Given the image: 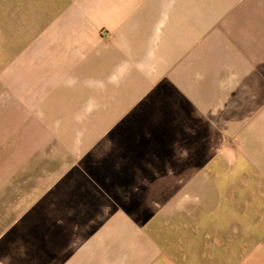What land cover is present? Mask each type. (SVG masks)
Masks as SVG:
<instances>
[{
  "label": "crops",
  "instance_id": "0c3cea01",
  "mask_svg": "<svg viewBox=\"0 0 264 264\" xmlns=\"http://www.w3.org/2000/svg\"><path fill=\"white\" fill-rule=\"evenodd\" d=\"M43 26L6 74L0 264H264V0H82ZM47 136L76 159L49 189Z\"/></svg>",
  "mask_w": 264,
  "mask_h": 264
},
{
  "label": "rangeland",
  "instance_id": "374dc122",
  "mask_svg": "<svg viewBox=\"0 0 264 264\" xmlns=\"http://www.w3.org/2000/svg\"><path fill=\"white\" fill-rule=\"evenodd\" d=\"M75 1H78L79 3L82 2V0H0V120L7 113L6 109H8L7 106H9V100L11 98V94H9L7 84H9V80L12 78V76L8 75L10 77V79L8 80L6 74L17 59V56L21 54L23 46L25 47L27 44L34 43L37 39H39L38 37L34 36L23 37L20 35H32L39 33L40 29L44 27L43 25L46 26L52 19H54V15L66 12L70 8L71 3ZM86 1L88 3L91 1L99 3L101 0ZM117 7L123 8V6L120 5H118ZM99 10L96 9L95 14H101V11ZM115 11L116 10H114L113 12ZM197 22L190 21V29H196L199 24L201 25V22ZM164 23L165 22L163 21H157L155 24L157 25V30L163 29L162 31L164 32ZM170 23L171 22H168V24ZM176 23L181 24L182 22H178L175 20L174 24ZM143 24L149 25V22L143 21ZM115 28L116 27L102 26L101 28L97 29V31H99L98 35L101 39L111 37L113 35V32L115 31ZM172 36L173 43L176 41L175 50L177 51V53H175V51L172 50V54L180 56L183 53L182 51L184 50L185 38L182 32L177 34L176 36ZM156 40L157 38L155 34L154 36L151 35L149 38V41H153V43H155ZM118 103L120 102H110V111L108 114H104L102 117H100L101 123L97 127L98 130L114 125V123L112 122L119 119L120 116L118 111H113V106ZM124 104L126 105V102H124ZM22 136L23 134L21 132L15 135V137H17V139L19 140L23 139ZM52 138L49 139L48 136L45 137V139L41 138L46 146L43 165L45 166L44 186L46 187V189L51 188L54 183L57 182V180L69 173L70 168L72 166L75 167L76 164V159L74 158V156L71 157L67 150L61 148L58 145L54 147L49 146L48 143L53 142ZM55 142L56 141H54V143ZM200 188V185H198L197 183L195 185V189L197 190ZM191 194L194 193L192 192ZM29 198L30 199L28 203H32L35 199V196L31 195ZM22 199L23 198L19 197L15 198V207L21 205L19 201ZM189 199L190 201H192V204H197L199 202V197L196 195L195 197L191 196Z\"/></svg>",
  "mask_w": 264,
  "mask_h": 264
}]
</instances>
